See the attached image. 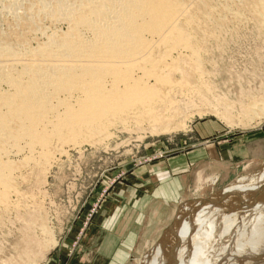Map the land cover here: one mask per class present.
Instances as JSON below:
<instances>
[{"label":"bare ground","instance_id":"obj_1","mask_svg":"<svg viewBox=\"0 0 264 264\" xmlns=\"http://www.w3.org/2000/svg\"><path fill=\"white\" fill-rule=\"evenodd\" d=\"M250 26L264 36V0H0V231L15 213L21 242L44 237L1 264H37L52 244L34 193L47 171L128 124L160 135L178 127L183 111L210 101L211 46ZM260 98L214 114L233 125L238 110L258 124ZM258 229L228 240L243 246L263 237Z\"/></svg>","mask_w":264,"mask_h":264},{"label":"rangeland","instance_id":"obj_2","mask_svg":"<svg viewBox=\"0 0 264 264\" xmlns=\"http://www.w3.org/2000/svg\"><path fill=\"white\" fill-rule=\"evenodd\" d=\"M227 44L211 46L210 101L183 111L178 127L160 135L128 124L100 147L70 151L44 174L34 193L45 219L39 224L53 237L37 264H65L82 248L91 224L106 216L107 226L133 247L127 264H181L185 251V264H264V235L243 246L236 241L256 228L264 233V116L248 126L238 110L233 125L214 114L228 108L225 103L264 100V36L250 26ZM7 216L0 264L20 248L37 252L44 239L38 233L39 243L25 245L24 222L15 213Z\"/></svg>","mask_w":264,"mask_h":264},{"label":"crops","instance_id":"obj_3","mask_svg":"<svg viewBox=\"0 0 264 264\" xmlns=\"http://www.w3.org/2000/svg\"><path fill=\"white\" fill-rule=\"evenodd\" d=\"M108 223L107 216L93 222L90 226L92 231L84 238L82 248L72 252L65 264H127V257L133 254V247L124 242L126 238L119 229H110Z\"/></svg>","mask_w":264,"mask_h":264},{"label":"water","instance_id":"obj_4","mask_svg":"<svg viewBox=\"0 0 264 264\" xmlns=\"http://www.w3.org/2000/svg\"><path fill=\"white\" fill-rule=\"evenodd\" d=\"M261 193V192H260ZM225 193H223V195H224Z\"/></svg>","mask_w":264,"mask_h":264}]
</instances>
